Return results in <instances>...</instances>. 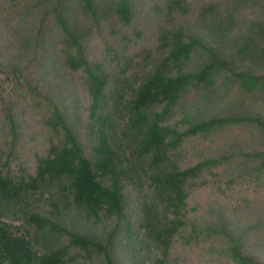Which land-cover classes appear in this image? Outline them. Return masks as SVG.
<instances>
[{"label": "trees", "instance_id": "1", "mask_svg": "<svg viewBox=\"0 0 264 264\" xmlns=\"http://www.w3.org/2000/svg\"><path fill=\"white\" fill-rule=\"evenodd\" d=\"M251 8L264 0H0L16 49L0 64V264H263L244 252L255 227L230 222L264 224ZM52 61L82 75L87 106L47 83ZM210 187L239 203L203 221Z\"/></svg>", "mask_w": 264, "mask_h": 264}, {"label": "rangeland", "instance_id": "2", "mask_svg": "<svg viewBox=\"0 0 264 264\" xmlns=\"http://www.w3.org/2000/svg\"><path fill=\"white\" fill-rule=\"evenodd\" d=\"M262 12L263 11L261 10V8H256V9L251 8V10L244 13V16H246L247 18H251V19L261 18V20H264V14ZM11 34H12V32L10 30V27H1V24H0V64L1 65H8V63H10L12 60L16 59V58H14L16 49L8 46V39H9V36ZM95 52H96V49L94 50V54L92 55L95 59H97L98 57H101V55H97V54H95ZM53 66H54V64L52 61L49 63V66H47V68H46L48 73H46L45 75L47 76V79L49 80L48 81L46 79L47 83L50 84V82H51V84L54 86L59 85L60 87H63L67 91V92H64V95L66 97H70L69 102L71 101V99H72V102L74 100L75 101L78 100V101L83 102L84 106H87L89 104L90 100L88 99V93H87L85 87H82V84H83L82 75H79L77 73L74 75H70L68 73V71L62 67V64H60V62L55 65L54 69H52ZM258 71L260 72V74L264 75V68H262ZM50 75H52L53 77H50ZM64 75L67 76L69 78V80L64 79L65 78ZM5 77H6V75L4 73L0 72V98H1L2 94H6L7 92L11 91L12 88H14L13 84L7 82ZM43 82H44V80H43ZM53 89L57 90L56 88H53ZM84 114L86 115L84 121H85V123H87L88 119L86 117L88 116V112H84ZM88 131L90 132L89 129H88ZM222 149H224V147L218 148V150H220V151ZM247 149H249V150H264V142L261 143V142H258L256 140L251 141L250 145L247 146ZM213 192H214V189L212 187H210V189L199 190L197 192L196 199L199 202L200 211H201L200 216L202 217L203 221L209 220V218H207V217H208V211L211 207H213V209L217 210V208H218L217 203H219L221 206H223L226 211L228 210V212L230 211V209H235L238 206V203H239L238 199L240 196L229 195L227 192L226 194H224L225 196H223V197H220V198L216 197V198L209 199L210 197H214L212 195ZM227 197H229V198H227ZM215 200H216V202H215ZM244 211H246V212L248 211L247 207H246V210L244 208ZM247 213H246V215H244V214L241 215L240 218L242 220L238 219V218L236 219V217L232 216L233 219H230V222H231V228L233 230H239V231L240 230H242V231L247 230V227L249 226V224H251V226H253V228L254 227L256 228V226L258 225V222H259L258 217L255 215H252L253 218L250 219L249 216L246 217ZM16 217H18V219H15ZM16 217L13 215V213H11V215L8 217L9 222H12L14 225H17V226L21 225L23 223L22 214L19 213V214H17ZM263 225H261L262 230H260L259 228H256V229L254 228L252 231L249 230L250 231V233L248 235L249 241H248V245L244 249V252L246 255L257 258L260 262H262L264 264V226ZM124 243L127 244V241L125 240ZM128 245L131 247V243H129ZM181 252L180 253H181L182 257L186 255V254H184L183 251H181ZM124 253H125V251L123 253H121L122 256L128 260L127 255ZM175 254L177 255V253H175ZM187 258H188L187 262L189 264L194 263L191 255H188ZM199 260H200V256L198 257L197 261H199Z\"/></svg>", "mask_w": 264, "mask_h": 264}]
</instances>
